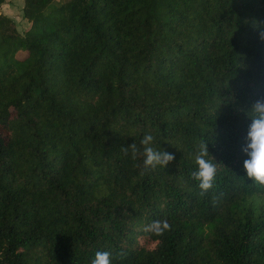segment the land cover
<instances>
[{
    "label": "trees",
    "instance_id": "16d2710c",
    "mask_svg": "<svg viewBox=\"0 0 264 264\" xmlns=\"http://www.w3.org/2000/svg\"><path fill=\"white\" fill-rule=\"evenodd\" d=\"M23 16L24 34L0 16V264H264V186L243 170L264 0H24ZM144 134L166 168L144 170Z\"/></svg>",
    "mask_w": 264,
    "mask_h": 264
},
{
    "label": "clouds",
    "instance_id": "9594fccd",
    "mask_svg": "<svg viewBox=\"0 0 264 264\" xmlns=\"http://www.w3.org/2000/svg\"><path fill=\"white\" fill-rule=\"evenodd\" d=\"M251 112L248 117L251 123L248 126L245 146L243 153L246 158L243 160L244 174L254 183L264 186V99H258L251 104L247 113ZM153 137L150 134H144L140 141L143 145V168L151 170L157 167L166 168L173 160V155L166 151H159L152 145ZM125 155H130L135 159L138 149L135 143L123 148ZM209 152L207 144L202 145L194 153L195 171L192 177L198 182L197 186L201 192H206L213 186L216 175V164L208 159ZM166 220H154L146 226V231L154 236H161L169 229ZM90 264H112V254L108 251L97 250Z\"/></svg>",
    "mask_w": 264,
    "mask_h": 264
},
{
    "label": "rangeland",
    "instance_id": "374dc122",
    "mask_svg": "<svg viewBox=\"0 0 264 264\" xmlns=\"http://www.w3.org/2000/svg\"><path fill=\"white\" fill-rule=\"evenodd\" d=\"M23 9L24 0H7L4 5L0 6V16L4 15L10 18L20 34H24L29 28V24L23 16Z\"/></svg>",
    "mask_w": 264,
    "mask_h": 264
}]
</instances>
